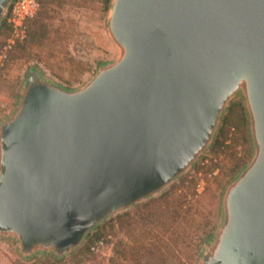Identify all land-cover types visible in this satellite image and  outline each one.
Segmentation results:
<instances>
[{
	"label": "water",
	"instance_id": "water-1",
	"mask_svg": "<svg viewBox=\"0 0 264 264\" xmlns=\"http://www.w3.org/2000/svg\"><path fill=\"white\" fill-rule=\"evenodd\" d=\"M106 23L115 60L73 90L29 70L0 123V236L66 258L187 173L240 94L254 152L198 264H264V0H111Z\"/></svg>",
	"mask_w": 264,
	"mask_h": 264
},
{
	"label": "rangeland",
	"instance_id": "rangeland-1",
	"mask_svg": "<svg viewBox=\"0 0 264 264\" xmlns=\"http://www.w3.org/2000/svg\"><path fill=\"white\" fill-rule=\"evenodd\" d=\"M110 2L50 0L48 7L33 18L34 32L43 36L36 37L26 49L15 46L5 59L1 55L8 35L0 32V123L18 105L29 70L38 69L47 80L73 90L86 85L101 66L115 60L118 50L106 28ZM221 131L225 132L224 145L214 151ZM253 152L245 102L238 94L230 101L212 144L187 173L159 195L111 218L128 214L120 221L105 229L100 225L61 260L72 259L90 237L101 232L90 245L94 258L84 264H162L163 253L167 264H198L201 247L220 224L222 195L250 162ZM237 159L240 162L233 169ZM176 198L181 199L180 206ZM152 201L157 211L147 206ZM149 250L153 254L151 262ZM37 259L57 260L41 254L25 257L12 238L0 236V264H25ZM80 259L78 256L71 262Z\"/></svg>",
	"mask_w": 264,
	"mask_h": 264
},
{
	"label": "trees",
	"instance_id": "trees-1",
	"mask_svg": "<svg viewBox=\"0 0 264 264\" xmlns=\"http://www.w3.org/2000/svg\"><path fill=\"white\" fill-rule=\"evenodd\" d=\"M39 2H40V12H41L42 10H45L48 7V5L50 3V0H39ZM34 22L36 23V20H34V19H30V20H28L26 22V25H27V28H28V38L26 39V41L23 44L17 45L16 48H18V49H26L31 43L34 42V40L37 39L36 37H42L43 36L42 35L43 33L40 36H38L39 34L37 35V33L34 32L35 31L34 30L35 29V27H34L35 23ZM40 31L43 32V27L40 28ZM0 32H6L7 33L6 35H9V33H10V27H9V25L6 22V19L3 21V23L0 26ZM227 121H228V117H226L224 119V122L225 123ZM224 133L225 132H223V131L220 132L217 140L214 142V145H213L212 150L216 151V150L220 149L224 145V135H225ZM239 162L240 161L238 159L235 160L234 165H233V169L237 167V165L239 164ZM175 201H176V204L178 206L181 205V203H180L181 202V199L180 198H176ZM147 206H149L150 208L151 207L154 208V210L159 209L158 207L155 206V201L149 202L147 204ZM127 215L128 214H125V215L120 216V217L118 216L116 219H113V220L110 219L108 222L104 223V228L103 229H105L106 226H109V224L110 225L111 224L113 225V223H115L117 221H120L123 217H125ZM145 232H146V234H149V233H147V231H145ZM99 236H101V232H97L92 237H90L89 240H88V242H87V244L74 257H72V259H69L66 262H64L62 260L37 259V260H34L31 263H25V264H78V262L80 264H84L86 261H91L94 258V256L90 252V245L92 243H94V241L96 239H98ZM160 251H162V250L159 249V252ZM147 252H148V255H149L148 259L151 262V257L153 256V254H151V251L150 250L147 251ZM78 256H81V259L79 261L77 260L75 263H72L71 261L73 259H76V257H78ZM191 257L192 256H189L188 258H191ZM161 258L163 259L162 260V264H167L166 261H165L166 259H165V254L164 253L161 254Z\"/></svg>",
	"mask_w": 264,
	"mask_h": 264
},
{
	"label": "built area",
	"instance_id": "built-area-1",
	"mask_svg": "<svg viewBox=\"0 0 264 264\" xmlns=\"http://www.w3.org/2000/svg\"><path fill=\"white\" fill-rule=\"evenodd\" d=\"M39 10V0H14L6 16L10 33L4 41L1 58L5 59L8 51L26 41L28 34L26 22L36 17Z\"/></svg>",
	"mask_w": 264,
	"mask_h": 264
},
{
	"label": "crops",
	"instance_id": "crops-1",
	"mask_svg": "<svg viewBox=\"0 0 264 264\" xmlns=\"http://www.w3.org/2000/svg\"><path fill=\"white\" fill-rule=\"evenodd\" d=\"M100 2L105 5L107 0H100Z\"/></svg>",
	"mask_w": 264,
	"mask_h": 264
}]
</instances>
